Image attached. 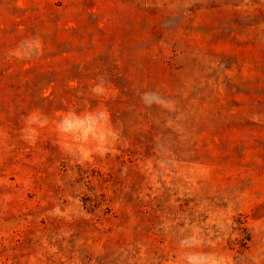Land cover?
<instances>
[{"label": "rangeland", "instance_id": "374dc122", "mask_svg": "<svg viewBox=\"0 0 264 264\" xmlns=\"http://www.w3.org/2000/svg\"><path fill=\"white\" fill-rule=\"evenodd\" d=\"M0 264H264V0H0Z\"/></svg>", "mask_w": 264, "mask_h": 264}]
</instances>
